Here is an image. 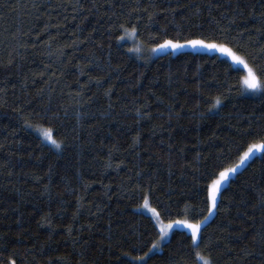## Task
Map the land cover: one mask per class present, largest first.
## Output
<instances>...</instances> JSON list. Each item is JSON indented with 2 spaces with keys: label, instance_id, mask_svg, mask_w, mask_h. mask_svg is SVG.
Masks as SVG:
<instances>
[{
  "label": "trees",
  "instance_id": "obj_1",
  "mask_svg": "<svg viewBox=\"0 0 264 264\" xmlns=\"http://www.w3.org/2000/svg\"><path fill=\"white\" fill-rule=\"evenodd\" d=\"M132 28L144 47L204 39L264 65V0H0V264H144L122 253L160 238L145 194L163 222L208 216L199 247L174 229L147 264H264V150L204 202L264 140V94L217 54L140 61Z\"/></svg>",
  "mask_w": 264,
  "mask_h": 264
},
{
  "label": "snow or ice",
  "instance_id": "obj_2",
  "mask_svg": "<svg viewBox=\"0 0 264 264\" xmlns=\"http://www.w3.org/2000/svg\"><path fill=\"white\" fill-rule=\"evenodd\" d=\"M121 27H124L121 25ZM127 31V30H126ZM132 33L136 32L135 28L131 29ZM120 39H123V37H120ZM186 46H191L193 48H205L209 50H216L225 57L229 58L231 60V64L229 67L231 68L233 65L242 66L243 70L245 71V75L238 79L237 87L241 94L247 91H251L253 93L259 92L264 94V65H260L256 62L254 58L248 57L244 54H241L240 49L233 50L232 48L228 47L226 44H218V43H206L204 39H190L186 40L184 43H180L178 41L174 42L173 40H165L163 44L157 45V48L152 49V51H156L157 49H173V50H179ZM130 51H133L130 49ZM134 51H139V49H134ZM221 103V100L217 97L214 98L212 103V108H215L219 106ZM211 110V109H210ZM42 135L44 137V140L50 143L55 149L59 150L62 147L63 141H58L56 138H54L53 135V129L47 128L42 129ZM255 151L264 150V140H262L260 143H253L251 144L247 151L244 152V154L240 157V164L231 167L226 168L224 171L219 172V177L217 179H212L210 184H207L205 187V204H208V212L209 215H211L212 210L217 207V199L218 195L221 191L222 185L228 181L230 175L235 174L239 167L242 166L253 154ZM145 208L148 207V194H145L144 196V205ZM189 211H195V208H189L188 206H185V208L182 210V213H187ZM152 212L154 215H156L157 220H159V214L156 213L155 209H152ZM208 219V216H204L202 220H196L195 222H191L188 219H181V220H175L172 223L167 224L164 227H161L160 229V240L163 241L167 238L169 230L173 229L174 225H182L184 228H186L189 231V236L191 240L190 247H199V244L201 243V236H202V225L204 222ZM134 249L139 248V245H133ZM160 247L159 242L152 244L151 247L148 248L147 252H143L142 255H136L132 256L131 252H124L122 255L129 256L131 259L136 261L144 262V264H147L146 257H148V254L153 251V249ZM196 256L199 258V260L203 261V264H212L210 258H205L200 254L199 251H197ZM9 264H16L15 260H10Z\"/></svg>",
  "mask_w": 264,
  "mask_h": 264
},
{
  "label": "rangeland",
  "instance_id": "obj_3",
  "mask_svg": "<svg viewBox=\"0 0 264 264\" xmlns=\"http://www.w3.org/2000/svg\"><path fill=\"white\" fill-rule=\"evenodd\" d=\"M130 33L132 35H129ZM128 35H129L128 38L124 37L123 39H125L129 43V48L131 50H133V51H131V53H133L137 57V59H139L140 61H148V60H151L152 58H154V57H156L158 55H162V54H166V53L176 54V53H179V52H182V51H193V52H204V53H209V54H217V55H219L221 57H224V58L230 60L229 58L225 57L224 55H222L221 53H219L216 50H209V49L200 48V47L193 48L191 46H186V47H184L182 49H179V50H173V49L165 48V49H157L156 51H152V49L157 48V45L156 46H151V47H144L138 41V39L136 37V33H132L131 31H129ZM184 42H180V43H184ZM163 43H161V44H163ZM206 43H208V42H206ZM134 49H139V51H134ZM236 66H238V65H236ZM239 67H242V66H239ZM143 205H144V203L138 208V210L143 212V213H145V214H147V215H149V216H151L152 219L154 220L157 228L159 229V231H160L161 227H164L167 224L172 223V222H163L160 219V217H159V220H157L156 215H154L153 212H152L153 208L149 205V203H148V207L147 208H145ZM156 213H157V211H156ZM174 229H186V228H184L182 225H174L173 229L169 230V233H168V236H167L166 239L161 241L160 238H159L158 242L160 244V247L153 249L152 252L161 250L162 244L169 239V237L171 235V232ZM201 263L203 264V261H201Z\"/></svg>",
  "mask_w": 264,
  "mask_h": 264
}]
</instances>
